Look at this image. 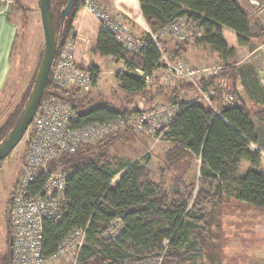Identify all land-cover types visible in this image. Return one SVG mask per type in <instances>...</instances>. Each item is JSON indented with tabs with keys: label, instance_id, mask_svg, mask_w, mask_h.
<instances>
[{
	"label": "trees",
	"instance_id": "trees-1",
	"mask_svg": "<svg viewBox=\"0 0 264 264\" xmlns=\"http://www.w3.org/2000/svg\"><path fill=\"white\" fill-rule=\"evenodd\" d=\"M139 1L144 18L152 30H159L185 16L191 23H200L203 35L198 38L199 41L211 44L224 55L227 50V41L223 37L224 28L236 33L239 46L254 47L255 40L264 43V26L251 31L250 16L240 3L241 0ZM67 3L68 0H63L56 12L53 0L55 32L60 45L71 31L74 15L83 6L78 0H74L70 15L62 23L61 12ZM14 4L17 8L26 10L20 0H14ZM147 40L138 53L130 52L118 44L110 32L101 28L95 50L102 56H112L125 63L128 70L117 77L120 89L127 96H148L149 102H153L158 94L148 89L144 76L138 73L142 71L145 75H151L161 65L159 50L154 43ZM177 45L181 46H178L174 59L187 50L186 46L180 43ZM91 69L97 77L96 68ZM237 72L235 70L236 75ZM229 73V68L224 69L218 76L200 81V85L206 89L216 79ZM158 88L161 94L165 85L159 83ZM185 89L198 90L190 81L179 82L172 88L167 101L175 102ZM80 93L79 90L71 92L56 86L50 76L44 98L55 96L70 102L77 113L74 127L111 121L122 112L128 111L122 107L114 109L107 105H94L80 111L82 103L88 97L87 94ZM234 96L236 103L232 105H223L221 94L213 97L219 114L206 102H180V109L162 135L164 140L171 143V148L164 157L167 171L186 158L201 159V189L197 191L195 198L191 192L175 191L171 196L162 192L161 189L166 185V171L162 173V184L156 183L141 161L120 163L114 169L115 162L107 158L106 152L108 142L114 137L95 144V148L93 145L82 146L76 153L52 163V169L60 168L71 173L66 181V214L58 223H43L45 255L54 254L60 243L74 229L87 228L88 244L79 255L80 264H126L127 259L137 255H153L163 251L164 264H190L201 253L195 249L197 246L202 248L201 242L206 241L205 227L210 225V218L205 216L202 205L216 204L225 189L233 188L237 201L264 210V174L255 169L262 165V158L259 152L250 149L252 143H258V132L250 109L242 102L237 103L238 96ZM9 131L0 130V142ZM132 132L127 129L120 134ZM243 161L249 162L254 169L240 177ZM123 171L124 174L113 186V178ZM182 181L178 177L176 183L181 185ZM43 183L44 180H39L32 189L40 190ZM194 185L191 184L192 187ZM192 199L194 202L190 206ZM117 219L122 223L120 235L115 239L101 237L100 229H107ZM95 242L104 245L103 255L95 252L91 245H95ZM181 248L185 250L182 252ZM4 261L12 264L11 249Z\"/></svg>",
	"mask_w": 264,
	"mask_h": 264
},
{
	"label": "rangeland",
	"instance_id": "rangeland-1",
	"mask_svg": "<svg viewBox=\"0 0 264 264\" xmlns=\"http://www.w3.org/2000/svg\"><path fill=\"white\" fill-rule=\"evenodd\" d=\"M247 8L250 16L251 31L264 26V0H256L259 5H255L251 0H241ZM26 10L17 8L12 4L9 10L13 14L18 24V35L12 50L11 71L6 82L2 95L0 96V130L9 131L11 124L18 119L22 107L31 91L33 82L40 67L45 48V38L38 0H20ZM63 0H54L55 10L58 11ZM83 5V1L78 0ZM84 7V6H82ZM117 13V12H115ZM91 14V13H90ZM86 13V18L96 19L94 15ZM118 14V13H117ZM120 20L125 23L137 37L147 40L148 32H135L131 26L124 22L118 14ZM76 16L72 20L71 31L75 35L77 47L75 51L76 60L83 68H96L97 77L95 85L87 94L80 111H85L94 105H107L118 109L122 107L127 110H148L157 103H169L172 88L165 87L163 93L157 96L155 101L149 102V97L135 95L127 96L119 87L118 74L128 70L125 63L112 56H102L96 50V39L94 36H84L78 34L77 27L83 22V18ZM97 20V19H96ZM98 21V20H97ZM80 22V23H79ZM90 23V19L87 20ZM99 27H101L100 22ZM73 24L75 27H73ZM77 24V26H76ZM149 26V25H148ZM101 29V28H100ZM149 30H152L149 28ZM91 31V30H90ZM236 33L227 28L223 29V37L227 41L226 55L216 50L211 44L199 41V37L180 43L186 46L188 51L183 52L177 59H182L193 69H208L212 67L224 69L229 68V75L219 79L224 81V85L229 92H234L238 96L237 103H244L252 114V120L256 126L258 143H252L251 151L259 152L262 158V165L255 168L264 174V43L260 40L254 41V47H242L237 43ZM70 38L68 34L64 43ZM165 46H169L172 57L178 49V42L173 38L162 40ZM177 45V46H176ZM233 50V51H232ZM161 64V63H160ZM235 70L237 75L235 74ZM220 72V74H221ZM139 73V72H138ZM140 74V73H139ZM166 74L163 64L153 72L150 89L158 88L155 81L161 82V78ZM203 80V79H202ZM221 80V81H222ZM189 82L190 80H185ZM184 82L183 80L180 81ZM218 81L213 82L217 84ZM222 83V82H221ZM216 87V86H213ZM219 87V86H217ZM163 89V88H162ZM74 92L77 89L68 88ZM232 90V91H231ZM181 96L175 102H187L201 100L202 92L199 90H183ZM77 104V101H75ZM27 133V132H26ZM27 134L23 137L18 146L10 155L0 162V264H6L4 259L9 254L11 245V228L9 221L10 200L14 196L15 185L20 174L23 157L27 147ZM106 150L107 158L114 160V169L118 164L127 161H141L150 171L151 179L162 184V173H165V188L162 192L173 195L175 191L191 192L195 198L197 191L201 189L199 179L201 178V159L192 157L184 159L172 169L167 171L165 165V154L171 148V143L164 140L163 136H150L146 134L125 133L114 137L108 142ZM98 145V144H97ZM93 145L92 147H97ZM254 169L249 162L243 161L240 167L239 176L243 177L247 171ZM124 171L117 174L112 181L115 186ZM178 177L182 178V184L176 183ZM191 184H195L194 187ZM233 188L225 189L223 196L216 204L202 205L201 208L207 218H210V225L205 227L202 248L196 247V252H201L190 264H254L250 258L256 255L257 260L264 259V210L258 209L250 204L237 201L234 197ZM190 206L193 205V201ZM200 209V208H199ZM206 226V223H204ZM122 223L119 219L114 221L107 229H100L101 237L116 238L120 235ZM194 239H192L193 241ZM96 243V242H95ZM85 244H88L87 241ZM90 244V243H89ZM93 245L95 252L100 255L104 253V245L96 243ZM182 252L184 248L180 249ZM130 255V254H128ZM132 256V255H131ZM165 251L153 255H137L126 260V264H164ZM61 264H71L64 260Z\"/></svg>",
	"mask_w": 264,
	"mask_h": 264
},
{
	"label": "built area",
	"instance_id": "built-area-1",
	"mask_svg": "<svg viewBox=\"0 0 264 264\" xmlns=\"http://www.w3.org/2000/svg\"><path fill=\"white\" fill-rule=\"evenodd\" d=\"M81 1L100 22L101 28L110 32L124 49L138 53L145 46L146 40L132 33L104 0ZM1 2L9 8L14 0ZM251 2L259 5L256 0ZM147 32V41L154 43L160 53V63L165 66L163 81L166 86H174L189 79L202 92L201 100L214 109L216 114L219 112L215 109L213 97L218 94L222 96L223 105L236 103L234 94L227 90L222 79H216L217 84L213 83L206 89L200 85L202 79L209 80L218 76L221 68L193 69L182 59H174L169 54V46L162 42L164 38H173L178 43H184L202 37L203 31L199 22L191 23L184 16L159 30ZM69 35V40L60 45L51 79L56 86L63 89L74 88L83 93L89 92L95 85L96 73L91 68H83L77 62L75 35L72 31ZM139 73L144 76L146 86L151 87L152 75H145L142 71ZM179 109L178 102L157 103L148 110L122 112L111 121L74 127L77 113L72 104L63 98L43 96L26 133V152L9 206L12 264H61L64 260L71 264H80L79 255L86 245L87 228L74 229L64 238L54 254L46 256L43 251L44 221L60 222L67 212L68 204L65 190L71 172L60 168L52 169V163L76 153L82 146L107 141L127 129L137 134L161 137ZM39 180H44V183L40 190L34 191L32 187Z\"/></svg>",
	"mask_w": 264,
	"mask_h": 264
},
{
	"label": "crops",
	"instance_id": "crops-1",
	"mask_svg": "<svg viewBox=\"0 0 264 264\" xmlns=\"http://www.w3.org/2000/svg\"><path fill=\"white\" fill-rule=\"evenodd\" d=\"M104 1L107 4H109V6L114 12L120 14L124 22L128 23L131 26V28L135 30V32L139 33L142 30L144 31L149 30L150 27L148 26V23L144 18L139 0H104ZM240 3L242 4V1H240ZM242 5L247 10L246 6L244 4ZM86 13L90 14V12L85 7H82L77 11L76 13L77 16L75 20L76 23H78L79 17L83 18V22L82 24H80L79 27H77L76 31H78V34L83 35V37L85 35L94 36V38L96 39L95 41L97 42L101 27H99L100 25L96 19L93 18L87 19ZM89 19L91 21L90 23L87 22V20ZM73 27H75L74 24ZM17 35H18L17 21L15 20L9 8L3 5L0 0V96L2 95L6 82L10 76L12 50L16 42ZM187 51L188 49L185 51V53ZM163 77L161 78V82L155 81V83L164 84ZM153 84H154V80H153ZM165 87L167 88L168 86L165 85ZM152 93L154 94L157 93L158 95H160L159 91L154 88L152 89ZM180 94L177 97V99L181 96ZM256 255L258 254L253 255V258L252 259L250 258V260L253 261L254 264H264V259L257 260L258 256L256 257Z\"/></svg>",
	"mask_w": 264,
	"mask_h": 264
},
{
	"label": "water",
	"instance_id": "water-1",
	"mask_svg": "<svg viewBox=\"0 0 264 264\" xmlns=\"http://www.w3.org/2000/svg\"><path fill=\"white\" fill-rule=\"evenodd\" d=\"M73 3L74 0H68L67 5L62 10V23H65L70 15ZM38 6L45 38L44 53L26 103L12 129L0 142V162L10 155L25 136L46 91L52 67L60 48L55 32L53 0H38ZM62 34L61 31L60 38H62Z\"/></svg>",
	"mask_w": 264,
	"mask_h": 264
},
{
	"label": "flooded vegetation",
	"instance_id": "flooded-vegetation-1",
	"mask_svg": "<svg viewBox=\"0 0 264 264\" xmlns=\"http://www.w3.org/2000/svg\"><path fill=\"white\" fill-rule=\"evenodd\" d=\"M10 203H11V200H10ZM10 206V205H9Z\"/></svg>",
	"mask_w": 264,
	"mask_h": 264
}]
</instances>
